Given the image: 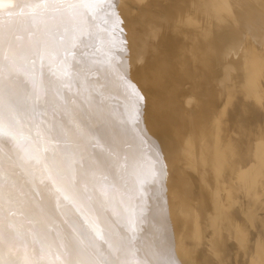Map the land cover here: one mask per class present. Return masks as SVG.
Instances as JSON below:
<instances>
[{
    "label": "bare ground",
    "instance_id": "1",
    "mask_svg": "<svg viewBox=\"0 0 264 264\" xmlns=\"http://www.w3.org/2000/svg\"><path fill=\"white\" fill-rule=\"evenodd\" d=\"M34 2L0 0V34L23 49L62 35L30 27ZM101 16L95 49L73 50L75 78L21 121L33 138L62 130L93 198L57 205L17 187L47 213H5L3 228L23 237L19 258L65 264L61 237L95 219L117 243L109 252L97 241L104 255L89 249L76 264H264V0H106ZM29 59L41 80L56 79L54 64ZM92 60L106 63L83 71ZM17 64L33 67L19 54ZM30 90L23 76L6 80L5 104ZM10 149L0 143L6 166ZM14 171L8 183L24 185V170Z\"/></svg>",
    "mask_w": 264,
    "mask_h": 264
},
{
    "label": "snow or ice",
    "instance_id": "2",
    "mask_svg": "<svg viewBox=\"0 0 264 264\" xmlns=\"http://www.w3.org/2000/svg\"><path fill=\"white\" fill-rule=\"evenodd\" d=\"M105 4L106 0H35L28 4L31 28L39 29L46 35H50L56 28L62 30V35L54 44L43 41L38 46L32 44L23 49L17 41L0 34V143L10 145V150L15 153V160L10 161L7 166L0 155V264H36L27 255L23 259L18 256L15 242L23 238L22 234L12 225L8 229L3 228L5 213L9 212L10 207H19L23 215L47 218L43 203L33 201L28 192H24V199L18 198L14 194L17 187L23 190L27 185L38 197L47 195L54 198L57 205L61 198L83 204H88L93 198L94 193L81 186V181H86V178L82 175L78 178V173L73 168L78 152L74 150L69 154L66 147H61L62 130L55 126L42 129L33 138L25 134L23 129L26 125L21 121L30 117L49 89L55 87L59 90L61 83L75 78L71 63L75 58L73 50L82 49L83 54V50L95 49L98 35L95 30L100 27ZM18 54L20 59L33 66L31 70L24 71L18 66ZM30 54L54 64L57 69L56 79L48 82L41 80L34 70L35 61L29 59ZM103 63L106 61L92 60L83 71H98V65ZM19 76H23L30 84L31 90L22 99L6 105L5 81L15 80ZM10 96L15 99V92H11ZM16 167L23 169L28 177L24 185L8 183L9 177L15 175ZM100 187L107 196V187ZM61 239L65 264H76L78 258L86 253L91 255L89 249H94L96 254L103 256L97 241L107 243L109 252L117 243L106 231L101 232L95 219L84 229L73 227L72 233ZM119 243L123 246V238ZM79 264H96V261L80 260Z\"/></svg>",
    "mask_w": 264,
    "mask_h": 264
}]
</instances>
